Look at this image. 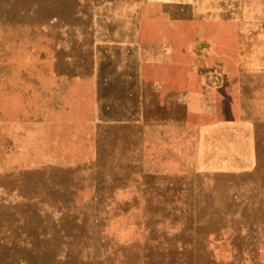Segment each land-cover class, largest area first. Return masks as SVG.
Masks as SVG:
<instances>
[{"label": "rangeland", "instance_id": "obj_1", "mask_svg": "<svg viewBox=\"0 0 264 264\" xmlns=\"http://www.w3.org/2000/svg\"><path fill=\"white\" fill-rule=\"evenodd\" d=\"M0 264H264V0H0Z\"/></svg>", "mask_w": 264, "mask_h": 264}]
</instances>
